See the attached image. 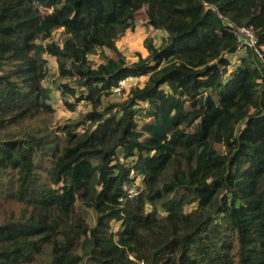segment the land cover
Returning <instances> with one entry per match:
<instances>
[{"label":"trees","instance_id":"1","mask_svg":"<svg viewBox=\"0 0 264 264\" xmlns=\"http://www.w3.org/2000/svg\"><path fill=\"white\" fill-rule=\"evenodd\" d=\"M142 12L166 37L129 64ZM235 26L264 51V0H0V264H264V66ZM46 55L91 108L57 129Z\"/></svg>","mask_w":264,"mask_h":264},{"label":"rangeland","instance_id":"2","mask_svg":"<svg viewBox=\"0 0 264 264\" xmlns=\"http://www.w3.org/2000/svg\"><path fill=\"white\" fill-rule=\"evenodd\" d=\"M61 30L57 31L53 35V40L57 43H60L62 40ZM166 37V33L162 31H157L151 28L147 23V18L144 12L139 14L136 17V24L133 30H128L120 38L117 43L118 50L126 57L129 64H133L139 60L140 57L146 58L148 56V50L146 48L145 42L148 39H153L156 45H160L163 39ZM105 57L113 58V54L109 50H100L98 55L90 56V61L93 65L101 64L105 62ZM48 60V69L49 75L48 78L44 81V86L49 89L51 96V103L55 107V114L49 119L48 124L51 128L57 129L60 126L71 122H79L88 112L91 111L90 106L85 103H81L77 106L74 111H71L65 106L64 100L60 93V86L67 84L70 86L76 85V78H65L61 79L58 71V63L56 58L51 56H45ZM147 77L137 78L127 85V88L121 89L120 91L114 90V96L111 97L105 105L108 103H118L123 102L127 95L130 93L132 88L144 87L147 83ZM217 149L220 152H225V147L222 143H218ZM141 181H137V189L134 188L135 194H138V188L141 187ZM87 219L89 223L93 226L95 224V213L92 210H89L87 213ZM121 223L113 221L111 227L113 232L120 230Z\"/></svg>","mask_w":264,"mask_h":264},{"label":"built area","instance_id":"3","mask_svg":"<svg viewBox=\"0 0 264 264\" xmlns=\"http://www.w3.org/2000/svg\"><path fill=\"white\" fill-rule=\"evenodd\" d=\"M234 36L237 39L238 52H242L245 50H252L257 57L263 62L264 66V51L260 47V40L257 34L247 27H236L234 28ZM137 79L136 77H129L119 83V87L115 89V91H120L121 89L127 88V85L130 81ZM132 177L134 178V173H132ZM135 187L133 185H125L124 189L129 193L130 196H135Z\"/></svg>","mask_w":264,"mask_h":264}]
</instances>
